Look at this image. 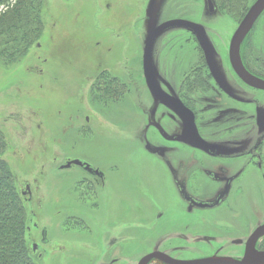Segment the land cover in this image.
Listing matches in <instances>:
<instances>
[{"label":"rangeland","instance_id":"obj_1","mask_svg":"<svg viewBox=\"0 0 264 264\" xmlns=\"http://www.w3.org/2000/svg\"><path fill=\"white\" fill-rule=\"evenodd\" d=\"M153 1L43 0L39 43L21 62L0 63V130L7 141L3 159L25 200L27 239L36 264H138L160 244L167 251L189 244L183 250L186 258L199 257L220 251L217 244L226 246L236 237L216 235L217 244L207 243V227L216 221L218 229L226 220L243 221V215H255L257 224L264 221L259 174L246 196L236 200L240 214L234 217L223 210L217 218L205 211L188 213L172 195L162 161L185 160L187 149L178 146L164 156L150 151L173 146L154 128V107L160 104V114L175 111L154 95L142 69L150 32L181 15L207 29L221 55L215 59L218 68L255 0H214V12L206 0H158L151 15ZM252 33L254 52L263 54L264 14ZM186 37L175 28L154 41L151 73L167 94L179 88L172 80L179 62L191 68L197 61V46ZM104 70L106 78L126 82L128 89L123 92L119 85L114 92L110 82L98 86ZM177 117L173 129L184 128L188 118ZM205 117L213 119L215 113ZM170 123L162 120L161 125L170 131ZM71 160L99 167L112 180L99 187L78 166L61 170ZM43 229L47 244L42 243ZM182 236L188 243H182ZM228 244L220 253H232Z\"/></svg>","mask_w":264,"mask_h":264},{"label":"flooded vegetation","instance_id":"obj_2","mask_svg":"<svg viewBox=\"0 0 264 264\" xmlns=\"http://www.w3.org/2000/svg\"><path fill=\"white\" fill-rule=\"evenodd\" d=\"M157 2L158 0L152 2L150 7L151 15L155 13ZM206 2L208 5L207 0ZM212 2L214 10L211 11L208 5L209 12L216 10L214 0ZM106 8L110 9V6L107 5ZM263 14L264 12L257 19L240 46V59L244 69L250 75L262 81H264V53L262 54L261 50L257 54L254 52L255 44L251 37L252 31ZM174 20L194 23L182 15L169 21ZM169 21L166 20L164 23ZM196 25L201 28L203 33L197 34L186 26L170 27L161 33L163 34L170 29H179L187 35V42L194 41L197 46L198 58L196 64L191 68H187L185 64L179 62L176 73H174V76L172 74L173 84L176 85L178 82L179 86L176 91L172 88L173 93L169 92L167 94L161 90L160 84L155 80V75L152 73L154 88H150L144 67L147 42L145 44L142 64L145 83L154 95L169 103L175 111V113L162 112L160 114L158 109L160 104L157 103V106L154 107L152 112L153 117L156 119L154 128L162 136L163 140L173 146L169 148L158 146L154 149H150L148 146V148L152 153L157 151L160 156H164L165 150L166 152H176L178 146H184L187 149L185 160H164L162 161L164 166L161 169L166 172L164 173L166 175L165 179H167V185L172 191V195L184 202L188 213H192L194 210L205 211L207 214L215 215L214 217L217 218L221 216L218 212L223 210L230 217H234L235 212H239L236 207V200L246 196L250 190V183L256 180L258 174L264 181V89L246 83L233 69L230 61V49L236 30L229 43L227 58H222L223 64H218L217 68L215 59H220L221 55L218 54L216 48H213L214 44L208 37L207 29L200 24ZM153 51L154 44L151 55V72L153 58L156 57ZM105 72L108 71L104 70L102 78L99 77L100 79L105 78V81L98 80L100 83L97 84L98 86H102V83L113 82V80L110 81L106 78ZM114 81L118 86L120 85V89H128L126 82L118 81V79ZM156 83H158V87ZM215 110L217 111L215 112ZM211 112L215 113V117L213 119L206 118L205 115ZM177 116H179V120H183V117L188 118L187 122L183 120L185 123L184 128L173 129L177 126L176 123L178 124ZM162 120L171 122L169 125L170 131L167 130L169 128L165 127V129L161 125ZM194 152L199 154L194 155ZM72 161L74 160L62 165L61 170H70L73 166H77L72 165L67 168L66 165ZM82 163L84 165L78 167L91 176L96 186L104 185L106 181L112 180L111 175L109 176L106 171L99 167L89 165L87 162ZM86 165H89L93 172L87 170ZM116 168L118 169V167ZM27 189L29 190L30 187H27ZM254 211L256 212L255 209ZM158 216L162 217V213ZM243 217L244 220L240 222L226 220L227 223L226 226H223V229L216 228L218 221H216L215 225L207 227V229L211 230L208 231L211 235L204 237V240L208 241L207 243L217 244L216 235H222L224 238L229 237L230 234L236 236L227 242V247L223 244H217L220 246L219 249L221 251L224 248H228L230 246L228 243L230 242L232 253L222 254L218 250H211L207 254H200L199 257L186 258L188 253H183V250L188 248L189 244L185 243H188L189 238L185 236H182L185 241L181 242L186 246L173 247L171 251H167L159 249L162 245L160 244L151 253L161 252L177 260L202 258L242 260L246 254L250 238L260 226L264 225V221L259 224L255 223V215L247 217L243 215ZM207 223L212 224V221L207 220ZM250 229L252 230L250 231ZM43 232L42 243L47 244V234L44 237ZM35 247L37 246L35 245L34 249H36ZM209 247H211V244ZM255 248L259 252H264V235L258 239ZM155 262L166 264L157 259L151 260L148 264Z\"/></svg>","mask_w":264,"mask_h":264},{"label":"trees","instance_id":"obj_3","mask_svg":"<svg viewBox=\"0 0 264 264\" xmlns=\"http://www.w3.org/2000/svg\"><path fill=\"white\" fill-rule=\"evenodd\" d=\"M42 6L43 0H0V7L5 8L0 12V63L21 62L39 43L45 26ZM111 86L117 92L115 81ZM6 149L0 130V264H36L27 239L30 218L14 174L3 159Z\"/></svg>","mask_w":264,"mask_h":264},{"label":"water","instance_id":"obj_4","mask_svg":"<svg viewBox=\"0 0 264 264\" xmlns=\"http://www.w3.org/2000/svg\"><path fill=\"white\" fill-rule=\"evenodd\" d=\"M207 1H208L209 9L213 11L214 5L212 0H207ZM263 12H264V0H257L255 4L249 9L242 23L240 24L235 34L233 35L231 41V49H230V61L233 66V69L240 76L242 80H244L246 83L252 86L264 89V81L250 75L244 69L240 59L241 43L243 42V40L250 32V30L256 23L257 19L260 17V15ZM174 26H186L192 29L197 34L203 33L198 25L182 20L169 21L150 32L145 48L144 67H145L146 78L151 89L154 88L151 77V55H152V47L154 41L163 31ZM72 165L83 166L84 164L79 160H74L72 162H69L66 165V167L70 168ZM86 169L89 170L90 172H93L89 165H86ZM263 235H264V225L260 226L250 238L247 245L246 254L242 260H234L229 258H202L195 260H177L164 253L154 252L142 258L139 264H148L153 259L160 260L162 262H165L166 264H264V252H259L255 248L256 242ZM43 236L46 237L45 230L43 232Z\"/></svg>","mask_w":264,"mask_h":264}]
</instances>
